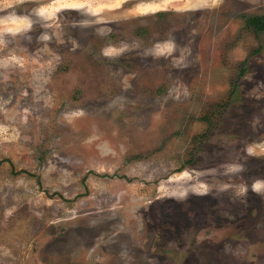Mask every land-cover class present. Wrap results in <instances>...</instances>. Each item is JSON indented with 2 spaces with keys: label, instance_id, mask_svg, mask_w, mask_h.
<instances>
[{
  "label": "rangeland",
  "instance_id": "obj_1",
  "mask_svg": "<svg viewBox=\"0 0 264 264\" xmlns=\"http://www.w3.org/2000/svg\"><path fill=\"white\" fill-rule=\"evenodd\" d=\"M254 16L0 0V264H264Z\"/></svg>",
  "mask_w": 264,
  "mask_h": 264
},
{
  "label": "trees",
  "instance_id": "obj_2",
  "mask_svg": "<svg viewBox=\"0 0 264 264\" xmlns=\"http://www.w3.org/2000/svg\"><path fill=\"white\" fill-rule=\"evenodd\" d=\"M247 25L251 26L255 31L264 29V16H254L247 19Z\"/></svg>",
  "mask_w": 264,
  "mask_h": 264
},
{
  "label": "clouds",
  "instance_id": "obj_3",
  "mask_svg": "<svg viewBox=\"0 0 264 264\" xmlns=\"http://www.w3.org/2000/svg\"><path fill=\"white\" fill-rule=\"evenodd\" d=\"M17 22L20 23V24H23V25H29V23H30L27 19H19V20H17L16 18H13V23H17ZM105 54L108 55L110 53L106 52Z\"/></svg>",
  "mask_w": 264,
  "mask_h": 264
}]
</instances>
